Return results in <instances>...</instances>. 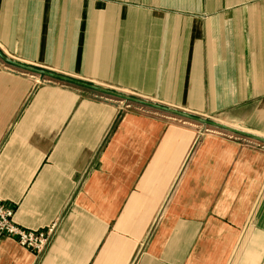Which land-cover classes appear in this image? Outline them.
<instances>
[{"label": "crops", "instance_id": "0c3cea01", "mask_svg": "<svg viewBox=\"0 0 264 264\" xmlns=\"http://www.w3.org/2000/svg\"><path fill=\"white\" fill-rule=\"evenodd\" d=\"M0 53V203L52 229L0 264H264V142L198 119L264 137V0H0Z\"/></svg>", "mask_w": 264, "mask_h": 264}, {"label": "water", "instance_id": "95a60500", "mask_svg": "<svg viewBox=\"0 0 264 264\" xmlns=\"http://www.w3.org/2000/svg\"><path fill=\"white\" fill-rule=\"evenodd\" d=\"M0 55H2V54L0 53ZM2 57L5 60H7L8 62H10V63H12L14 65H17V66H20V67H23V68H26V69H29V70H32V71H36V72L48 75L50 77H54V78H57V79H60V80H63V81H68V82H72V83H75V84H78V85H82V86L88 87L90 89H94L96 91H99V92H102V93H105V94H108V95H112V96L120 98V99L131 101L133 103L146 105V106L157 108V109H163V110H166L168 112H171V113H174V114H177V115H180V116H184V117H187V118H193V116H190L187 113H184V112H181V111H177V110L171 109L169 107H163L161 105L146 101L144 99H140V98H137V97H134V96H129V95L117 93V92L108 90L106 88L100 87V86L86 84V83H83L81 81H77V80L71 79L69 77H66V76H63V75H60V74H57V73H54V72L39 70V69H36V68H33V67H29V66H26V65L19 64V63L15 62V61L7 58V57H4V56H2ZM198 119L200 121L204 122V123H207V124L211 125V126H215V127H219V128H222V129H226V130L232 131L234 133H237V134H240V135H245L247 137H251V138H254V139L259 140L261 142H264V137L258 136L256 134L251 133V132H247V131H243V130H240V129H236V128H233L231 126H228V125H225V124H222V123H218V122H215V121H208V120L201 119V118H198Z\"/></svg>", "mask_w": 264, "mask_h": 264}, {"label": "built area", "instance_id": "2783aa9c", "mask_svg": "<svg viewBox=\"0 0 264 264\" xmlns=\"http://www.w3.org/2000/svg\"><path fill=\"white\" fill-rule=\"evenodd\" d=\"M51 230H28L18 226L14 221V211L0 203V238L9 237L28 249L40 251L45 247Z\"/></svg>", "mask_w": 264, "mask_h": 264}]
</instances>
